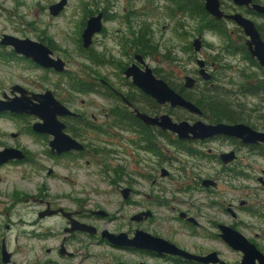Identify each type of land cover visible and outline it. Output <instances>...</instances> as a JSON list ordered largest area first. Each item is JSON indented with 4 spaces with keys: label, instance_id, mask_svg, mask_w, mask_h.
Instances as JSON below:
<instances>
[{
    "label": "rangeland",
    "instance_id": "obj_1",
    "mask_svg": "<svg viewBox=\"0 0 264 264\" xmlns=\"http://www.w3.org/2000/svg\"><path fill=\"white\" fill-rule=\"evenodd\" d=\"M57 1L59 0H0V35L7 33L31 39L51 38L55 54L66 61L67 67L65 74L53 77L56 80L55 93L59 98H67L66 104L72 110L86 114L90 121L92 115L97 116L99 120L95 123L103 130L109 131L104 135L92 132L88 134L87 141L89 138H94L90 142L95 140L98 147L105 148L104 155L98 157L107 158V161L120 173L124 172L123 180L127 181L136 171L150 174L148 168L153 155L135 150L133 141L137 135L132 128L124 126L125 129H117L111 124V120L106 119L110 115L108 111L116 106L119 107V103L104 95L77 91L70 88L69 84L66 87L63 84L76 80H82L84 83L86 81L100 83V80H106L121 93L134 92V86H131L123 76L121 67L132 59L140 30L142 32L146 30L144 35L147 45L146 63L158 69L176 91L179 92L180 89L181 92L196 97L200 91L219 87L229 104L238 100L249 108L252 105H261L259 96L249 93L242 95L237 92L242 84L251 87L261 78L250 74V68L246 67L250 65L242 60L241 54L238 52L225 54V57L219 61L213 60V55L219 49L226 48L229 44L233 47L239 46L240 40L236 33L231 34L233 26L230 23L223 24L222 30L208 29L201 16L178 9L176 0H173L174 2L171 0H67L64 10L54 17L49 14L48 6ZM103 10L106 13L103 21L104 29L94 36L90 48L84 49L80 40L84 22L89 15ZM200 32L204 35L206 46L199 53L194 54L191 42ZM96 56L94 63L93 59ZM194 57L204 59L208 72H215L218 78L210 82H204L199 78L195 72L198 67L193 60ZM219 64L223 69L219 67L214 70ZM26 65L0 61V74L12 71L36 74L34 68L28 63ZM240 68L251 76L239 77ZM251 69L256 70L252 67ZM186 74L198 78L194 89L181 87L183 76ZM65 88H68L67 96L61 91ZM98 88L100 91L103 89L101 86ZM163 112L168 113L175 120H180V117L185 115L189 116V113L177 107L168 106ZM247 120L257 128L263 127V123L255 119ZM188 146L198 149L204 155L191 156L185 151L178 153L169 143L168 155L172 160L163 163L165 169L176 174L175 169L180 160V169H182L180 187L176 176L173 177L174 180L161 179V182L156 184L137 177V183L132 186L136 192L131 197V202L134 204L122 199L118 187L99 180L102 175L109 174L105 170L96 177L98 173L96 168L101 161L95 160L90 166H85L82 158L55 161L42 150L43 145H40L41 171L37 185H40L42 196L63 204L66 209L76 205L82 206V213H87L86 222L100 229L132 232L133 229L140 228L151 234L180 242V246L188 250L196 247L204 250L215 249L219 251L221 258L228 262L227 264H239L236 262L240 260L241 253L231 249L219 237H212L218 232L217 224L220 223L233 226L247 238L255 241L257 247L264 253V215L258 212L264 205V183L261 184L258 180L260 177L264 180V156L252 155L245 149H240L238 160L234 163L241 172L236 171L238 176H235V171H230L234 170V167L223 168L220 163L210 159V154L229 150L232 148L231 145L215 141L199 146L195 144ZM246 158L250 160L248 164L251 163V167H241L246 165ZM70 163H78L79 166L72 170ZM48 167L54 169V175H47ZM8 169L7 167L0 169V245L4 237L7 249L13 253V260L17 264H71L60 259L54 252L49 254L45 252V248L57 247L63 237L68 235L62 229L66 224L65 220L56 215L37 220L36 206L22 201L12 202L11 195L14 191H25L22 193L30 194L33 192V183L21 182L18 177L12 175V171L6 172ZM68 172L73 173L70 183L59 178ZM191 175L196 176L194 180L197 182L196 186L189 182ZM157 176H159L158 171ZM203 179L215 180L217 184L214 187H204L201 185ZM242 200L245 204L240 206ZM229 205L236 213L235 217L226 211ZM99 209L108 212V218H96L89 213ZM147 209L153 213L151 220L141 222L130 220V216L134 213ZM178 211L193 216L200 225L193 226L182 219L177 220ZM33 232L39 235L33 237ZM106 242L81 234L67 236L66 239L69 247L78 249L77 253H89L90 257L82 264H92L88 262L98 260L105 264H115L120 259L125 264H129L128 260L129 262L144 260L147 264H170L164 259L137 257L128 251L111 248ZM81 243L84 245L82 246ZM47 259L54 263H39Z\"/></svg>",
    "mask_w": 264,
    "mask_h": 264
},
{
    "label": "flooded vegetation",
    "instance_id": "obj_2",
    "mask_svg": "<svg viewBox=\"0 0 264 264\" xmlns=\"http://www.w3.org/2000/svg\"><path fill=\"white\" fill-rule=\"evenodd\" d=\"M171 1H173V0H171ZM206 2H207V0H176V4H177L178 9H180L182 11H184V10L188 11L189 10V11H192V12L196 13L197 15H199V17L201 16L205 20V27L208 29L222 30V28L224 26L223 24H225V23H230L233 26V29L231 30V34L236 33L237 38L240 40L239 46L233 47L232 45L229 44V45H227L226 48L224 47L222 49H219L218 52H215V55H213V60L219 61L220 59L225 57V54H230V53L234 54V53L238 52L239 54H241L242 60L244 62L248 63V65H250V66H246L247 69L250 68L249 69L251 72L250 74L252 76L255 74V75H258L259 77H261L260 79H258L256 81V83H253L256 85L251 86V88L253 90L256 89L259 91V94H257V95L254 94V95L259 96V99H260L259 102H261L260 103L261 105H258V106L252 105V107L249 108L244 103H241L238 100H236V102L233 101L232 102L233 104H229L228 101H226V105H225L226 109L225 110L218 109V111L215 110L214 113L215 114L223 113L226 116L232 117V119H233V120H227V119L223 118L220 120L222 122L245 123L255 130L264 132V67L259 64V62L257 61V59L255 57L251 56V51H257L258 47L264 48V12L260 11V8L264 7V0H217L220 10L225 15L240 14L245 19H248L249 21H251L256 32H257V34H258L256 39H252L250 34L247 32V30L245 28L239 26L236 21H234L230 18L224 17V16H222L221 18H216V17L212 16L211 14H209L206 11V7H205ZM98 13H102V15H103L102 23L104 25L103 21L106 17L105 10L98 11L94 14H91L88 16V18L90 16L96 15ZM86 20L84 22V27H85ZM84 27H83V29H84ZM103 29H104V26H102V30L99 33H96L94 36H96L97 34H100L103 31ZM5 34H7V33H2L0 35V61L5 62V63H18L20 65H26V63H28L29 66H31L32 68H34L36 70V74H33V75H29V74H26L24 72L19 73L17 71H12L11 73L5 72V73H2V75L0 74V107H1L0 108V152H2L4 150L10 151V152L8 151V153H7V155H10V158H7L4 162H0V169L3 167H7L9 169L6 172L12 171L13 172L12 175L15 177H18V179L21 182L33 183V192L28 194V193H22L25 191H14L11 195V201L12 202L17 201V203L19 201H22V202H26L27 204H32L33 206H36V208H37V210H36L37 220L47 218V217H52L55 215L61 216L66 222V224L63 226L62 229H63V232L68 234L67 235L68 237H73L75 234L85 235L89 238L96 237L100 241H103V242L107 241L108 242L107 245L111 248L121 250V251H128L131 254L136 255L137 257L144 256V257L155 258V259H164L165 261L170 262V264L205 263V262H202L199 260L185 259L180 254H169V253L159 254L157 251H153V250H149V249L147 250L145 248H136L133 246H129V247L128 246H115V245L111 244L107 239L101 237V231L107 230V229H100L97 226L86 222V221H88V218L86 217L87 213H82V210H81L82 206L78 207V205H76V206L72 207L71 209H66L63 204L55 203L54 200H49V198H45V196H42L40 185L39 184L37 185V183L39 182L38 180L40 179V171H41V165H40L41 148H40V145H43L42 150L52 160H55V161L56 160H64V159H69L71 161L74 159H81L82 158L84 160L85 166L86 165L90 166L91 164H94L95 160L101 161V164L97 165V168H96V170L98 172L96 174V177H99L101 172L104 173V170H105L109 174L102 175L99 180L103 181L105 183H108L110 185H113L115 187H118L120 194H121V190H123L125 188L129 189V193H128L127 198H123L122 194H121V197L124 201H128L127 203L134 204L133 202H131L132 201L131 197L133 195H135L136 192L132 189V186L137 183V180H136L137 177H139L143 180L145 179L146 182H151L152 184H156L158 182H161V179L166 180V179L172 178V180H174L173 177L176 176V181L178 182L179 187H180V172L182 170V169H180V160H179V165L175 169L176 174L168 171L167 169H165L163 167V163L167 162L169 159L172 160V158H170L168 155L169 154V143H171V145L174 146L175 150L178 153H180V151L185 150V152L191 156H198V155L202 156L204 154L202 152H200L198 149H194V148L188 146L190 144H195V145L199 146L202 144H206L207 142L219 141L221 143L231 145L232 148H230L229 150L221 151L218 154L217 153L210 154L212 157V158L210 157V159H214L217 163H220L223 166V168L234 167L235 169L230 170V171H235V176H238V173L236 171H240L241 169L238 170L239 167H237L234 162H236L238 160V152L240 151V149H245L248 153H250L252 155L264 156V142H259L256 144H254V143L242 144L241 141H239L238 139L227 138L224 136H215L213 138H208V139H204V140H200V139L180 140L177 138V136L174 133H172L168 130H162L158 126L146 125L144 122H142V120H140L138 117H136L135 111H134L135 109H137L141 112H144L146 114H149L151 116H154V115L166 113V112H163V110L167 109L169 106V104H167V103L158 104L154 98L145 94L138 87L133 85L131 82V78H126L124 75V70L126 69L127 66H129L131 64H137L141 69H143L145 66H148L152 70V73L156 78H161L166 83H168L163 78V75L161 74V72H159L158 69L152 68L146 63L147 57H146L145 49H146L147 45H146V39H144V35L146 34V30H145V32H142L140 30L139 34H138L139 42L136 43L137 45L135 48V53H133V55L131 57L132 59L129 61L128 64L121 67V73L128 80L130 85L134 86V89H135L134 92H131L129 94L121 93V92L115 90L112 86H110L106 80H100V83L99 82H92V81H86L85 82V84L89 87V89L86 90V92H94V93L104 95L106 98L112 99L115 101V103L117 102L120 104L119 107L116 106L114 109L108 111V113L110 115H108V117H106V119L111 120V124L117 129L124 128V126L127 128H132V130L137 135V137L133 141V144L135 146V150L143 151L144 153H149V154L153 155V159H151V161H150L151 163L149 165L150 168H148L151 171L150 174H147V173L141 172V171H136V172H133L134 175L132 177H130L127 181L123 180V178L125 176L124 172L120 173L116 169V167L114 168V166L111 165L109 163V161H107V158H99L98 157L99 155H104L103 152H104L105 148L104 147H98L95 140L90 142L94 138H92V139L89 138V140L87 141L88 134L90 135V134H92V132H96L97 134L104 135V134H108L109 131L103 130L99 125H97L95 123L96 121L99 120L97 116L92 115V121H90L86 114L78 113V112L72 110L66 104L67 98H65V99L62 97L59 98L57 96V94L55 93V91H56V80L53 77H55L56 75H59V74H63V73L65 74L67 72V67H66V61H64L61 57H59L58 55L55 54V49H54V45H53L51 38H49V37H38L37 39H32V40L37 41L39 43H42L46 47V49L49 51L48 56L50 58L61 59L64 62V67H65L64 71H57L54 67H51V66L50 67L43 66L40 63H37L34 60H32L30 57H26L23 54L17 53L14 50V47L12 45H8V44L3 43ZM10 35H13V34H10ZM13 36L21 38V39L28 38L25 36H20V37L16 36V35H13ZM94 36H93V39H94ZM197 37L201 38V42H202L201 49H200V51H201L206 46V40L204 38L203 33H201V32L197 34ZM197 37H195V38H197ZM29 39H31V38H29ZM80 40H81V36H80ZM92 42H93V40H92ZM144 42H145V45H142V44H144ZM81 45H82V40H81ZM191 46H192V42H191ZM82 47H83V45H82ZM84 49H88V48H84ZM192 49H193V47H192ZM193 52H194V50H193ZM199 52H197V53H199ZM197 53L194 52V54H197ZM137 54L141 55L143 63L138 62L136 60L135 56ZM96 58H97V56L95 57V59H93L94 63L96 62ZM198 58L199 57H194L193 60H195V62H197ZM89 60L91 61L90 58H89ZM216 61H214L213 64H215ZM26 66H28V65H26ZM205 66H207L206 61H205ZM219 67L221 69H223L222 65L219 64V66L214 68V70H217ZM251 67L255 68L256 70H252ZM239 70L241 72V76H239V77L248 78V76H251L250 74L244 73L241 68ZM195 72L198 75V68H197V70H195ZM210 74H211V80L218 78V76H217V74H215V72H212ZM186 75H189V74H186ZM197 79H196V81H197ZM210 81H208V82H210ZM204 82H207V81H204ZM246 82H248V81H246ZM68 84H69L70 88H72V83L70 81L69 82L67 81L66 83H64L63 86L66 87ZM180 85L182 88H184L183 82ZM180 85H179V87H180ZM99 86H101L103 88L101 91L98 88ZM196 86H197V83L192 89H194ZM242 86H243V84L241 85V87ZM184 89H186V88H184ZM189 90H191V89H189ZM46 91L52 92L53 96L57 100H59L65 107H67L68 109H70L71 111L76 113V115H58L57 120L63 125L62 132L83 146V148L81 150L76 149V148H72V149L67 150V151L57 152L58 151V147H57L58 141L55 140L54 135L52 133L46 131V129L49 130V128L47 126H45V125L42 126L44 121L40 116L32 114V113H28V110H27V112L19 113V112H16V111H13V110L6 108L7 104H18V103L19 104L23 103L25 105L27 104L28 107L32 106L34 108L35 105L39 104L40 99H41V95L44 94ZM61 91H63L64 95L67 96L68 88L61 89ZM179 91H181V90L179 89ZM179 93L182 94L181 92H179ZM251 95H253V94H251ZM126 102H128L129 104H127ZM198 107L202 111V114L199 116L194 115V114L188 112L187 110H185L183 108H180L181 111H185V112L189 113V116L185 115L183 117H180V120H187L190 123L194 122L197 119H201L204 122H209V123L219 122L216 120L217 119L216 116L213 117V116L207 114L208 112L213 113L212 111H207L206 109H202L200 106H198ZM119 109L122 112L126 113L127 114L126 116H129V118H127L126 116L123 117L120 115H115L114 113ZM221 117H223V116H221ZM247 119H255V120L259 121V122L263 123V127L257 128L254 125H252V123H250V120H247ZM35 127H38V128L40 127V128H39V130H36ZM52 128L57 130L58 125L55 123L52 126ZM40 129H43V130H40ZM112 133H113V131H112ZM169 135H171L172 137H169ZM181 146H185V149H181ZM188 149L193 151L194 154L188 153L187 152ZM208 151L210 152L211 149L209 148ZM230 151L234 152V158L231 161H229L228 163H224L223 160L221 159L220 155L223 152H230ZM244 157H246V156H244ZM246 159H247L246 165L241 166V167H251L252 166L251 163L248 164V162H250V160H248V158H246ZM77 166H79L78 163H70V168H73L72 170H74V168H76ZM145 169H147V168H145ZM242 169H247V168H242ZM162 170H164V171H162ZM46 171H47L46 172L47 175H54L55 174L54 169H52L50 167H48L46 169ZM157 171L159 172V176H157ZM187 174H188L187 176H189V173H187ZM59 178L64 180L67 183H70L71 179H73V173L68 172L66 174L59 176ZM195 179H196V176L191 175L189 182L193 183V184H191L193 186L197 185V182L194 181ZM148 180H150V181H148ZM203 180H205V179H203ZM203 180H201L202 186H204L202 184ZM258 180L261 184L264 183V180L262 177L258 178ZM213 181L215 183L213 185V187H214V186H216L217 182L215 180H213ZM122 186H124V187H122ZM20 193H22V195H19ZM56 200H59V199H56ZM244 204H245L244 200L240 201V203H239L240 206H243ZM83 206H84V204H83ZM59 209H63V211H59ZM46 210L47 211H54V210L57 211L58 210V211L51 214V215H45L44 217H40L39 214L42 211H46ZM99 211L103 212L104 214L97 213ZM146 211H149L151 213L150 216H148L146 218L143 217L139 221L132 219V217L137 215L138 213L146 212ZM226 211H228L232 215V217L236 216V213L232 210L231 205H229L226 208ZM258 212L260 214L264 215V205L261 206V208H259ZM64 213H69L70 215L65 216ZM89 213L93 217H96V218H103L104 219V218H108V216H109L108 212H106L104 210H100V209L90 211ZM181 214L182 215L184 214V215L180 216ZM152 217H153V213L151 212V210L147 209L145 211H139L137 213H134L133 215L130 216V220L133 222H135V221L141 222V221H145V220L147 221L149 219L151 220ZM178 219H182L185 223H187L189 225H193V226H199L200 225V223L196 220V218L188 215L186 212L178 211L177 220ZM81 223L93 226L96 229V232L93 234H90L86 231H80V230L70 231V230H68L72 225L77 226L78 224H81ZM219 224H217L218 232L214 233V235L212 237L213 238L219 237V239H221V241H223L227 246H229L219 235L220 234L219 228H218ZM223 225H226V224H223ZM228 226L234 228L231 225H228ZM7 228H8V225H7ZM137 229L142 230L140 228H135L132 230V232H130V231L124 232V231H120V230H114V231H108L107 230V231L110 233H115V234L120 233V232H124L127 234L128 238H132L135 230H137ZM37 235H39V234H37L36 232H33V237H36ZM151 235L161 237V236L156 235V234H151ZM209 235H212V234L209 233ZM67 236L63 237V239L57 245V247L45 248V252L48 254L53 253V252L56 253L58 255V257H60V259H64L65 261H68L66 263H71V264L85 263L88 260V258L90 257L89 253H86V252L85 253L84 252L77 253L78 249L75 250V249L69 247L66 244ZM161 238L173 243L177 248H179V249L181 248V249L186 250L187 252H190V253L197 255V256L203 257V256H207L208 254L215 252L219 259H221L225 264L228 263L227 261H225L224 259L221 258L219 251H217L215 249L204 250L201 247H196V248H193L191 250H188L186 248L181 247L180 242L174 241V240L166 238V237H161ZM70 239L72 240V238H70ZM246 239L248 241H250L252 244H254L260 252H262L257 247V245L255 244V241H252L247 237H246ZM3 241L6 245V241H5L4 237L1 239V245H2ZM1 245H0V256H1ZM81 245L83 246L84 243H81ZM229 247L231 249H233L231 246H229ZM235 251H237V250H235ZM9 252L11 253V257H10V261L7 264H17L13 260V253L11 251H9ZM238 252H240V251H238ZM241 257H242V253H241ZM241 257H240V260L236 263H240ZM0 260H1V258H0ZM61 262L63 263V260H61ZM255 262H257V261H255ZM39 263H54V262L52 260L47 259V260L41 261ZM88 263L105 264V263H102L101 260L92 261V262H88ZM128 263L129 264L130 263H132V264H147V262L144 260H137V261L134 260L132 262H129V260H128ZM208 263H211V262H208ZM1 264H2V260H1ZM115 264H125V263L123 260L120 259V261L118 263H115Z\"/></svg>",
    "mask_w": 264,
    "mask_h": 264
},
{
    "label": "water",
    "instance_id": "obj_3",
    "mask_svg": "<svg viewBox=\"0 0 264 264\" xmlns=\"http://www.w3.org/2000/svg\"><path fill=\"white\" fill-rule=\"evenodd\" d=\"M66 4L67 0H59L50 4L48 6L49 14L51 16L59 15L60 12L64 10ZM205 7L206 11L216 18H221L224 16L236 21L239 26L247 30L252 39H256L258 36L251 21L245 19L240 14L225 15L220 10L217 0H207ZM260 11L264 12V7H261ZM102 17V13H98L96 15L90 16L86 20L85 27L81 33L82 45L84 48H89L92 44L93 36L102 30ZM3 43L12 45L17 53L23 54L26 57H30L32 60L40 63L43 66L54 67L57 71L65 70L64 62L59 58H50L48 56L49 51L42 43L29 38L21 39L10 34L4 35ZM201 45V38H195L192 41L194 52H199ZM257 49V51H251V56L255 57L259 64L264 67V48L258 47ZM135 58L138 62L143 63L140 54H137ZM196 64L198 66V76L203 81H210L211 74L206 70L205 61L201 58H198ZM124 75L126 78H131L133 85L138 87L145 94L154 98L158 104L167 103L172 108H183L197 116L202 114L201 109L194 102L185 98L182 94L174 90L163 79L156 78L148 66H145L143 69H141L137 64H131L124 70ZM196 83V79L190 75H185L183 77V86L186 89H192ZM126 103L129 104L128 102ZM6 108L19 113L27 112L28 110V113L40 116L44 121L42 126H47L49 130L46 129V131L52 133L55 140L58 141L57 152L67 151L72 148L79 150L83 148L81 144L77 143L62 132L63 125L57 120L58 115H76V113L65 107L53 96L52 92L46 91L44 94H42L39 104L35 105L34 108L32 106L28 107L27 104L25 105L23 103L7 104ZM134 111L136 117L142 120V122H144L146 125L158 126L162 130H168L174 133L180 140H204L213 138L215 136H224L227 138L238 139L242 144H256L259 142H264V132L255 130L245 123H227L222 121L209 123L204 122L201 119H197L190 123L187 120H174L168 113L151 116L137 109ZM55 123L58 125L57 130L52 128ZM35 128L36 130H39L40 127ZM8 151L4 150L0 152V162H4L7 158H10V155H7ZM220 156L224 163H228L234 158V152H223ZM202 184L205 187H209L213 186L215 183L211 179H205L203 180ZM128 193L129 189L127 188L121 190L123 198H127ZM57 211H42L39 216L44 217L45 215H51ZM59 211H63V209H59ZM97 213L104 214L100 211ZM150 214L151 213L149 211L141 212L133 216L132 219L139 221L143 217L146 218L150 216ZM64 215L69 216L70 214L64 213ZM183 215L181 214L180 216ZM218 228L220 237L234 250L240 251L242 253L240 264H264V254L260 252L254 244L248 241L246 237L238 230L223 224H219ZM68 230L86 231L90 234L96 232V229L93 226L83 223L78 224L77 226L72 225ZM101 237L107 239L115 246H133L136 248H145L147 250L149 249L157 251L159 254H180L188 260H199L205 262L199 264H225L217 257L215 252L203 257L197 256L187 252L186 250L177 248L173 243L161 237L151 235L150 233L139 229L135 230L132 238H128L127 234L124 232L115 234L110 233L107 230L101 231ZM10 257L11 253L7 250V247L3 241L1 245L2 264H7L10 261Z\"/></svg>",
    "mask_w": 264,
    "mask_h": 264
},
{
    "label": "trees",
    "instance_id": "obj_4",
    "mask_svg": "<svg viewBox=\"0 0 264 264\" xmlns=\"http://www.w3.org/2000/svg\"><path fill=\"white\" fill-rule=\"evenodd\" d=\"M190 12H192V11H190ZM138 42H139V39H138ZM142 45H145V42ZM240 88L241 89H238L237 92L239 94H242V95H244L246 93L253 94V95L259 94L258 90H256V89L253 90L248 85L243 84V86ZM72 89L77 90V91H86L89 89V87L84 82H82V80H76V81L72 82ZM179 92H181V91H179ZM181 93L184 97L193 101L198 106H200L202 109H206L207 111H212L213 113L208 112L207 114L211 115L213 117L216 116L217 121H220L223 118H225L227 120H233L232 117L226 116L223 113H219V112H218L219 114L214 113L215 110L218 111V109H221V110L226 109V106H225L226 100H225V97H223V94L221 93V89L219 87H214V88L210 87V88H207L203 91H200L196 97H193L192 95L186 94L183 92H181ZM114 114L120 115L123 117H125L127 115L126 113L122 112L120 109L117 110ZM221 116H223V117H221ZM126 117L129 118V116H126ZM181 149H185V146H181ZM183 151H185V150H183ZM187 152L194 154V152L189 150V149Z\"/></svg>",
    "mask_w": 264,
    "mask_h": 264
}]
</instances>
